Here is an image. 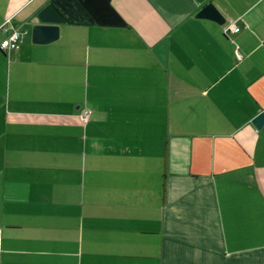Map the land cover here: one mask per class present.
<instances>
[{"label": "crops", "instance_id": "0c3cea01", "mask_svg": "<svg viewBox=\"0 0 264 264\" xmlns=\"http://www.w3.org/2000/svg\"><path fill=\"white\" fill-rule=\"evenodd\" d=\"M13 29L0 264H264V0H0Z\"/></svg>", "mask_w": 264, "mask_h": 264}, {"label": "water", "instance_id": "95a60500", "mask_svg": "<svg viewBox=\"0 0 264 264\" xmlns=\"http://www.w3.org/2000/svg\"><path fill=\"white\" fill-rule=\"evenodd\" d=\"M213 19L221 24L226 21V16L214 2H209L196 15ZM40 23H36L32 27V40L35 43H48L59 37L60 23L65 21V17L59 9L49 3L39 13ZM253 123L261 128L264 125V111L259 112L254 118Z\"/></svg>", "mask_w": 264, "mask_h": 264}, {"label": "built area", "instance_id": "2783aa9c", "mask_svg": "<svg viewBox=\"0 0 264 264\" xmlns=\"http://www.w3.org/2000/svg\"><path fill=\"white\" fill-rule=\"evenodd\" d=\"M4 25V29H6ZM240 29V27L234 22L231 21L225 28L226 31H232L236 32ZM27 31L26 30H19V29H13L9 32L6 39L2 40L0 42V48L4 51H18L21 43L23 42L24 35ZM238 56H241V54L238 52ZM89 109H85L82 113V116L86 119L89 115Z\"/></svg>", "mask_w": 264, "mask_h": 264}]
</instances>
